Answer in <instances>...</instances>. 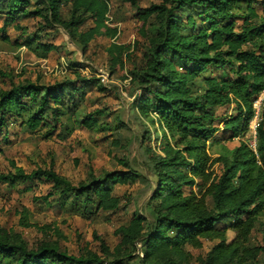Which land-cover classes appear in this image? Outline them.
Here are the masks:
<instances>
[{"label": "trees", "instance_id": "trees-1", "mask_svg": "<svg viewBox=\"0 0 264 264\" xmlns=\"http://www.w3.org/2000/svg\"><path fill=\"white\" fill-rule=\"evenodd\" d=\"M127 1L138 8L137 18L142 23L138 37L129 44L110 42L107 64L111 74H116L128 61L134 63L130 77L123 78H131L135 90H140L134 95L136 109L163 130L162 135L157 134L160 152L147 148L151 151L147 172L119 158L125 169L116 168L102 176L91 172L87 180L74 184L55 170L53 160L49 167L31 172L12 160L14 170L0 172V183L13 186L22 182L32 189L29 183L41 180L50 190L42 198L36 196L35 202L41 199L45 205L87 219L121 207L122 198L112 189L117 184L144 183L152 191L149 202L114 230L118 239L114 247L96 233L99 248H85L78 255L53 240L31 246L22 233L0 227V264H191L188 247L201 248L204 240L216 243L205 256L198 257L200 264H250L264 255V245L250 243L264 215V112L257 128L256 151L242 140L228 154L209 153L210 141L220 129L212 109L237 106V113L221 121V130L230 139L242 137L250 129L254 101L264 88V17L255 5L259 2L264 13V0H159L147 7L140 5L141 0ZM195 6L207 24L200 25L190 13L184 20L186 9ZM110 10V0H0V20L9 27L21 28L25 17L40 20V30L22 45L36 42L45 53L58 48L42 41L46 27H62L82 52L100 36L117 38L119 29L109 23ZM241 16L243 22L238 27ZM88 22L91 25L84 28ZM24 28L21 32L30 35ZM7 35L4 40L11 41ZM248 45L252 47L246 48ZM214 67L225 74H207ZM204 73V89L199 93L194 84ZM0 75L11 78V73L1 68ZM77 75L78 83L11 80L0 90V154L9 153L2 146L13 144L10 128L16 124L31 134L43 131L42 139L57 131L63 139L73 133L78 123L70 116L77 109L74 92L89 85L103 91L107 87L100 79ZM188 75L191 83L185 80ZM102 113L95 110L79 124L101 129L106 125L99 121ZM148 137L142 135L141 145ZM217 164L219 171L215 170ZM20 215L23 227L52 230L50 224L30 222L27 207ZM219 223L225 225L219 227ZM55 231L60 234L58 228ZM230 231L235 233L231 240Z\"/></svg>", "mask_w": 264, "mask_h": 264}, {"label": "rangeland", "instance_id": "rangeland-1", "mask_svg": "<svg viewBox=\"0 0 264 264\" xmlns=\"http://www.w3.org/2000/svg\"><path fill=\"white\" fill-rule=\"evenodd\" d=\"M159 2V0H141L140 5L147 7ZM255 5L259 14L264 17L259 2ZM110 6L109 23L113 27H118L117 38L112 39L110 35L100 36L90 43L86 52H82L60 26L46 27L42 31V41L48 44L55 43L58 47L52 52L45 53L40 50L36 42H29L27 46L22 45L23 40L40 30L42 27L40 20L25 17L21 20V28L18 29L9 27L5 20H0V68L11 73V78L0 75V90L7 88L11 80L15 83L24 80H37L48 84L78 83L80 80L78 73L87 78L100 79L107 86L104 91L93 89L89 85L85 89L74 92L73 105L77 109L70 116H74L78 123L75 124L73 133L67 138L58 136L59 131H57L53 137L42 139L43 131H40V134H31L19 124L11 126L10 139L14 141H12L13 144L9 143V146L3 143L2 148H6L9 153L0 154V172L14 170L11 165L12 160L26 172H31L37 167L47 168L53 160L57 172L68 177L74 184H78L80 181L87 180L91 172L96 176H102L105 172L116 168L125 169V166L119 163V158L127 159L139 171L147 172L146 164L151 154L147 148L160 152L157 134L162 135L163 130L158 123L153 125L150 119L139 115L136 109L134 95H139L140 90H135L136 85L131 83L128 73L134 67V63L128 61L125 69L111 74L106 52V47L113 40L128 44L134 42L142 23L137 18L138 8L127 0H110ZM189 13L199 20L200 25L207 24L203 20L204 17L197 15L196 6L186 9L183 14L184 20ZM241 17L237 22L238 27L243 22V16ZM90 25L91 22H88L84 28ZM24 27L27 28L26 30L29 29L30 35H27V32H21ZM150 29L154 31L155 27L151 25ZM4 34H8L11 41L6 42L3 38ZM17 38L20 41H16ZM207 74L219 76L225 73L214 67ZM205 75L206 73L199 77L194 84V90L199 93L204 89ZM126 76L129 77L124 79L123 77ZM185 80H190L191 83V76L188 75ZM95 110L103 111L99 121H104L105 127L88 129L79 124L80 120ZM212 113L217 116L215 123L220 129L216 138L210 141L211 155L228 154L242 140L257 143V132L254 131V133L251 126L244 136L235 139H230L227 133L221 130L222 117L237 113L235 104L212 109ZM122 122L125 124L122 125ZM146 130H149L150 134ZM143 134L149 137L146 138L145 144L141 145ZM215 168L219 171L218 164ZM29 184L32 185V189H27L28 184L22 182L13 186L0 183V227L12 228L22 233L31 246L41 240H53L63 250L75 255L80 254L85 248L93 250L99 248L100 242L95 237L96 233L114 247L118 240L114 230L128 223L135 212H140L142 206L149 202L152 193L147 185L141 182L114 185L112 187L114 194L122 198L121 207L114 212H100L92 219H87L75 213L64 212L58 206L45 205L41 199L35 202L34 198L45 196L50 187L41 180H35ZM195 190L198 188L195 187ZM208 204L213 207L211 198H208ZM23 207L29 209L30 222L39 225L50 224L52 230L41 232L36 227L21 226L20 211ZM224 225V223L218 224L219 227ZM55 228L59 229L60 234L55 231ZM234 237L235 233L230 231V240ZM215 243V241L204 240L201 248L188 247L193 256L191 264H200L198 257L205 256ZM250 243L252 246L264 245V215L254 228ZM263 261L264 255L260 254L258 259L250 261V264H261Z\"/></svg>", "mask_w": 264, "mask_h": 264}, {"label": "built area", "instance_id": "built-area-1", "mask_svg": "<svg viewBox=\"0 0 264 264\" xmlns=\"http://www.w3.org/2000/svg\"><path fill=\"white\" fill-rule=\"evenodd\" d=\"M253 106H254V117L250 121V126H251V129L253 130V132L254 131L257 132L258 125H259L260 121L262 120V117H263L262 114L264 112V88L256 97V100L254 101ZM249 144L256 151L257 143L252 142Z\"/></svg>", "mask_w": 264, "mask_h": 264}]
</instances>
